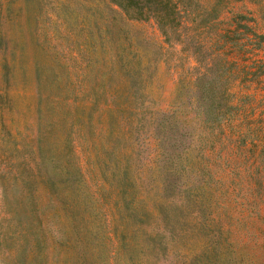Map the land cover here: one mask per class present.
I'll return each mask as SVG.
<instances>
[{
  "label": "rangeland",
  "instance_id": "obj_1",
  "mask_svg": "<svg viewBox=\"0 0 264 264\" xmlns=\"http://www.w3.org/2000/svg\"><path fill=\"white\" fill-rule=\"evenodd\" d=\"M173 1L161 32L109 0H0V264H69L55 242L84 230L117 264L205 248L213 264H264V0ZM204 82L217 124L199 122ZM164 116L198 135L189 173L170 165ZM115 163L142 223L116 212ZM140 228L163 233L158 247Z\"/></svg>",
  "mask_w": 264,
  "mask_h": 264
},
{
  "label": "trees",
  "instance_id": "obj_2",
  "mask_svg": "<svg viewBox=\"0 0 264 264\" xmlns=\"http://www.w3.org/2000/svg\"><path fill=\"white\" fill-rule=\"evenodd\" d=\"M112 4L116 5L126 16L131 19H140V20H148L152 19L156 26L160 29L161 32L164 31L166 28H173L175 26L174 18L176 14V6L173 0H109ZM3 77V71L0 70V80ZM198 80L200 79L197 78ZM209 82H204V85L199 88L200 95L199 99L202 102V106L206 104V111L208 114L203 119H199L201 125H209L210 123L217 124L220 121V118L217 115H209L210 110H212V106L214 105V96L212 97L210 94L211 87H207ZM199 81H195L194 85L198 86ZM211 96V97H210ZM1 97V94H0ZM161 125H164L170 130L171 128L174 129L176 135L166 136L167 139H173L176 144L173 145L177 148L179 147V151L175 153V162L174 164L171 161V157H167L170 165L173 169H177L178 172H186L189 173V166H188V159L187 154H189L192 149L194 148L193 144L197 140L198 135L192 133L191 131L187 130L188 125L186 120L178 119L172 116H164L161 120ZM173 133V132H172ZM115 163L114 166L110 167L113 168L111 173L113 175L114 183H116V190H117V200L114 202V207L116 208V212H120L121 214H125L126 218H137L139 223H142L144 216H137L139 215V209L136 205L133 204V191L135 188V184L133 180H131L129 168L127 165L118 166ZM57 167V166H56ZM57 173L53 171L51 178H48V182H52L53 178L57 176H67L68 172L62 166H59ZM60 178V177H57ZM190 186L184 184L182 186L181 191H185ZM188 192V190H187ZM191 193V191H190ZM171 201H163L162 204H154V211L158 213H165L164 210L167 208V204ZM141 211H143L141 209ZM144 212V211H143ZM167 212V210H166ZM145 213V212H144ZM146 214V213H145ZM141 232L140 235L142 237L141 242L146 241V244L151 246L158 247L159 243H161V238H163L162 232H146L143 228H140ZM143 229V230H142ZM125 232V230L123 231ZM137 231H128L126 233H121L119 236L116 237L118 244L120 245V249L125 253V255L131 257L132 252L134 251V245L130 244L132 239H136ZM180 236V234L178 235ZM94 240L96 236L89 231H85L83 234L75 233L73 235L64 236L60 238L57 243L61 248L65 249L71 256H69V264H117L115 261L116 253L115 248H111L104 251H95L93 255V251L91 247H98L94 246ZM37 240L35 239L33 243L37 245ZM79 245H82L79 247ZM75 248H82L75 253L81 251V256L79 258H74L75 254H72ZM209 250L202 249L197 252H184L181 256V264H213L209 260ZM65 259V258H64ZM130 264H141L138 262H134ZM216 264V263H214Z\"/></svg>",
  "mask_w": 264,
  "mask_h": 264
}]
</instances>
